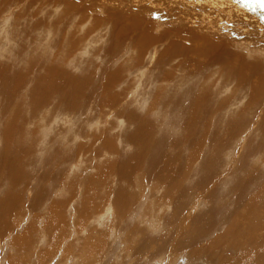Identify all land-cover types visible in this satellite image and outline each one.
<instances>
[{
	"label": "rangeland",
	"instance_id": "obj_1",
	"mask_svg": "<svg viewBox=\"0 0 264 264\" xmlns=\"http://www.w3.org/2000/svg\"><path fill=\"white\" fill-rule=\"evenodd\" d=\"M67 1L77 3L78 6L77 9L73 8L70 9L71 11L68 10L66 4ZM96 1L98 2L101 1V3H105V4L109 3V8L112 7V9H115L117 7L120 8L123 7L124 10V8H126L127 10L125 11L128 12L130 10L128 14L131 12L133 13V11L134 13L136 12L135 14H143L145 17L149 19L146 26L150 25L149 26L151 28L150 30L154 32L155 35L165 33L166 35L170 36L169 30L170 31L172 29L174 31L176 30L173 36V38L175 39L174 41L175 46L177 45L176 43H178L179 45L177 47H181L182 49L179 50V55L177 54L176 60L177 62H181V64L183 65V67L181 66L182 68L181 71H178L179 74L176 77V80L179 79V77L182 78V79L180 78L179 82L180 83L182 82L181 85H183V90H186L185 87H188L189 89V86L190 87L192 86L193 89L199 87L200 91L198 94H202L205 88L208 89L213 99V102H211L212 104L211 107L214 113L212 114L214 118L215 119L229 118L230 121H237V120L239 121V120L247 119L245 127L249 126L248 130L246 128L244 131L245 133L240 135L236 139L234 143L235 145L231 147L232 149L229 147V145H224V148H218V149H216L217 147L214 148L211 146L212 144L214 145L220 144L223 138L225 140L228 138L227 136H223V132L225 131L223 130L224 128H220V130L218 129L219 131L217 130L219 135L214 140L215 142L205 141L203 147L199 148V150L197 147L198 145L197 142L194 143L187 142L188 145L186 144L185 147L183 145L184 141L183 142L181 141L182 145H180L181 144L180 140L184 139V132L182 131L183 128L180 125H172L170 127H164L163 125H159L162 124L161 121L162 119H160V117L165 118V112L163 111L160 114V116L157 117L154 116L156 115L154 114L155 112H153L155 109L150 110L151 100L153 99V94H154L152 93V90L155 87V85L154 83H150L153 75L151 74L150 77L149 74H147L148 72H151V70H153L152 68L153 66H150L152 64L150 63L152 58H148V59L146 58V60L142 64H140L137 69L127 71L124 75L123 81L120 82V84H118L117 90L118 92L122 93V96L121 98L117 99V102L120 103V105L117 106V110L112 108V109H107L103 113L100 112L98 113L95 112V109H91V108H90L91 110L87 111L80 105V107L78 108V112L75 115L68 116L66 118L65 116L54 114L52 115V117L47 118L48 120L44 119L41 121V123L45 125L38 124L41 126L38 127L37 125L35 126L34 130L40 128L39 131L37 130V132L40 137L46 140L45 141L46 143H44V145L42 146H41L42 143L37 144V146L40 145L38 148L39 150L38 152H40L41 154L39 155L38 158L41 159L38 162L41 163L37 162L38 163L36 165L37 167H35L34 169L31 168V166L29 165L28 175L26 174L28 176L26 182L29 183L25 184L26 186L24 185L26 189L23 190V193L19 195L21 197L18 196L21 199L20 203L22 202L23 204L21 203L19 207L16 208V211H12L16 213L15 214L13 213V216L10 217L11 220L9 219L10 221H8L7 219L6 220L7 222L5 221L3 223L4 226H6L5 229H3L4 228L3 225H2L3 228L0 225L1 230H7L9 228L7 232L0 231V264H7V263L8 264H139L136 261V259L139 258H141L140 261L141 264H143V261H146L147 264H219L215 261V259L210 258L212 257V254L216 256L215 251H218L220 255L223 254V252L224 253H227V251L230 252V248L233 247V245L237 240L243 239L245 241L247 237L249 238L252 237L249 236L246 232L248 225L244 220L247 216L246 215L247 212L245 211V208L240 207L241 209L239 210V207H235L233 204H230V202L228 201L234 199V196L228 198L227 201L229 203L227 202L228 203V204L226 203L227 205H225L223 201H221L220 197L219 198L214 197V195L221 196L222 188H223L222 186H224L226 181L228 182L227 185H229L227 187L228 189H226V192L228 193L227 197L230 194H232L233 193L232 189L234 185L237 184L238 182L237 180L240 177L244 179V186L245 184L246 186L248 185L244 195L245 197L247 196V199L250 200V202L255 203L256 208L252 210L255 211L256 219L261 224L260 225L261 227H259L258 234H256L257 237L255 235L253 236L254 239L255 237L257 238L254 240V242L257 243L259 241L257 244L262 245V243L264 242L263 241L264 239L263 237L264 236V218H263L264 217V154L263 153L264 152L258 151L259 148L258 142H261L262 138L264 137V118H263L264 117V80L262 79L264 78L263 75L264 69H262L264 68V63L261 64L260 66L253 65L252 67L253 69H250L249 72H247V75L242 74L237 76L232 72V69L234 67H237L238 65L236 62H233V64L235 63V65L230 63L229 61L230 58H228L230 54L224 53L220 49L219 39L226 40L228 42L229 49L232 52L242 55L240 56V59H242V61L244 62L253 60L254 57L256 56H260L262 58L261 61H264V49H261L262 47L264 48V0H96ZM96 1L95 0H91V1L90 0L87 1L86 0H10L5 5V8H0V20L4 21L5 18L7 17L10 18L6 28L7 31H10V33L19 32L20 30L21 31L31 30V36H27L25 39L27 41H31L32 38L35 37L38 42L39 38H41L42 43L45 44L47 53L51 49L53 44L55 45V43L59 41V38L62 36V34L59 30H55L53 27H51V30H48L47 28L42 27L41 25L37 26L36 23L39 19H46L52 21L54 22L53 24L58 23V27L60 29L70 30L68 32H71L72 34L74 32L73 30L76 29L80 33L89 32V36L87 37V39L83 40L80 50L75 51L79 55L75 53V57L78 58V60L75 59L74 61L76 64H82V66L86 65L88 59L89 60L94 59L93 63L97 62V64H100L99 62H101L104 64L105 60L101 59L103 57L102 53H104L102 48L104 45H107L106 43L108 42L107 41L108 35L106 34V36L103 37L102 35L105 34L107 31H109L108 27H111V23L107 22V24H100V25L94 24L97 18H105L106 16V13L104 14L103 12L100 11L99 6L96 7L92 5L93 3H96ZM82 3L83 6L85 4L84 7L81 6ZM64 10L69 12L70 14L69 19L63 21L61 20V22L59 23L55 19V17L61 15L64 12ZM133 16L134 17L137 16L140 19L138 15H133ZM54 20H56L57 22ZM141 20L142 19H140V21ZM175 21L178 23H176ZM0 25H2V23H0ZM182 25H184L185 27L184 30L181 29ZM118 27L119 26H117V29ZM187 29H189L190 32ZM193 31L194 32L197 31V33H194ZM191 32L192 34H190ZM133 34L134 33H129L122 37V39H124L123 46H126V44L130 41V39L133 38ZM182 35H184V38ZM193 35L195 39L190 37ZM10 39L14 41L13 44L15 45V46L11 45V47L16 48L17 42L19 41L20 37L13 36ZM164 39H162L163 41H161V43L163 44L162 49L170 46L171 44V41L169 39L166 38ZM208 40L211 41L209 42ZM159 45L160 43H158L156 47H158ZM9 47L10 46H9V42L7 41V38L2 34L0 37V61L3 62L8 61ZM152 47L155 48V46ZM204 48L206 49L202 50ZM212 48L216 50L217 52L216 54L210 51V49ZM256 49L257 51L251 52L252 50H256ZM100 51L102 52L99 53ZM120 51L121 49L117 50V61L114 63L117 64L116 67L119 66V64L125 65L127 62L130 61L129 58L131 56V53L125 52L120 55L119 53ZM192 51H194L193 55H192ZM202 53L204 54L202 55ZM252 53H256L255 54L256 56L250 55ZM180 54L183 55L181 56ZM245 56L247 58H245ZM182 58L183 60H181ZM131 62L132 60L130 61V63ZM193 63L194 65L196 64V67L193 65ZM197 65H199V67H197ZM212 65L213 67H211ZM199 68L202 69L200 70ZM227 68L228 69L232 68V69L228 70ZM168 69L171 70L172 68H168ZM233 70H235V68ZM77 71L79 72L80 68H78ZM200 72H204L205 75L203 76V73L200 74ZM235 79L238 81H236ZM148 80H150V82ZM94 81L95 78L93 79L92 83ZM92 83L90 90H94L96 88V85ZM259 85H261L263 89L261 93L258 92L257 87ZM119 86L122 87L119 89ZM147 86L151 88L149 91H147ZM256 96L257 98H255ZM225 98L229 101V102L226 101L228 104H226L225 106V112L227 111V109L228 111L227 113H222L219 103L222 100H225ZM87 100H82L83 102L82 101L80 102L84 103L87 102ZM246 102H248V104ZM130 106L132 107L133 111H136L139 114H143L144 116L150 113V116L154 120L153 123L158 124L159 127L155 126L153 128L154 131L153 129L149 130V132H151L150 140L152 142L162 134L166 137V141L164 142L165 146L163 144V148L161 150L162 152H160L161 154L160 160L162 162L166 161L167 163L172 162L173 167L170 168L173 169L174 171L171 170V172L168 171V173H166L163 170V166L161 165V163L155 166L156 168L154 171L149 170L146 172V174H142L141 172H138L136 174V172L139 170L138 169L134 173V175L136 174L137 178H139V181L136 183V186L138 188H134L136 189L134 191L130 190L132 194H135L134 196L135 200L133 199L134 201L131 202V206L129 205L128 207L129 209L127 210V212H124L122 215H120L119 213L117 214L115 213V210L111 203V198L109 196V187L114 186L113 184L114 178L109 176L107 177V179L105 178L103 179L98 176V170L102 167V165L111 166L113 164H116L115 161H117V164L119 163L117 165V168L120 167V165H122L124 162H128L131 166L137 164L135 156L138 152V148L133 147V144L131 145V142H129V137H130L129 131L133 129L131 128V130H129L131 126V121L130 119H128L129 117H131V111L129 109ZM234 113H236L235 115H238L239 118L238 116H234L233 115ZM206 116L212 118L211 115H206ZM258 132L259 134H257ZM260 133L262 135H260ZM44 134L50 138L47 140V137ZM47 134H49V136ZM82 134H85L86 136L85 135L83 136ZM55 135H57V138ZM92 135L94 136V139H97L96 141L102 139L107 140L106 141L107 144L109 145L111 144L110 145L111 151L108 150L100 151L99 149L101 148V144H100L102 143L101 141H98L96 144L95 143L89 144L88 139L94 140ZM168 138L170 141L167 140ZM251 138L253 140L252 143L255 142L254 144L257 143L256 145L254 146L252 144L248 145L249 141L251 142ZM177 140H179V142ZM113 143L116 145H114ZM245 143L247 144L244 145ZM262 143H264V140L262 141ZM81 144H84L85 148L84 147L79 148V145ZM174 144L177 145L175 146ZM172 146L174 149L172 148ZM177 146L180 147V149H178ZM3 147H4V141H1L0 148ZM176 149L179 152L178 151L175 152ZM55 150L56 151L58 150V153ZM112 150L115 151L112 152ZM228 151L232 153L230 154L228 153ZM77 152H80L82 154L78 156L76 154ZM116 152L117 155L115 154ZM51 153L53 156H51ZM84 153L85 154L87 153V155H85ZM68 154L72 156V159L76 160L74 163L72 164L58 163V161L61 160L63 156L65 157ZM169 154L171 155L172 158L170 157ZM212 154H214V156L217 155L216 167H214L215 172L212 180L208 182V184L204 187V189H202V191L204 192L202 193V191L201 192L198 191V188H196L195 186L198 185L199 182L198 180L204 176L206 172V169L204 168L205 164L208 163L209 160L212 158L213 156ZM208 155H210L209 158ZM66 161L68 162V160H64V162ZM144 161H142V163ZM190 164L192 166H190ZM201 164L203 167L202 166L200 167ZM157 167H159L158 170ZM247 172H249L250 174L248 173L249 174L248 175ZM29 173H31V175H29ZM154 174L156 175V177ZM166 175L170 177L172 182L173 181L179 182L178 185L181 191H184L185 189L184 195H182L184 197L181 201H184L185 199L188 198V202L185 203L183 206H182L183 203H181V209H182L181 221H183L182 222L183 227L181 226V232L182 233L184 232V234H178V236H174V238L170 242V245L174 244L181 237L186 239L187 236L186 237L184 236L186 233L190 234V232L191 233L194 232L195 234V232H199L198 235L199 238L196 239L197 234L195 235V238H193L197 241L198 244H192L190 247L182 246L180 248L181 252L179 250V252L177 251L178 253L177 252L175 253V251L165 250L158 244L160 243L163 234L168 233L169 228L166 227L167 219L171 214L175 213V211L173 213V209L175 210L174 206L170 202H168L167 192L164 193V190L162 189L164 188V186L163 185L158 186L155 183L158 182L161 184L163 180H158V178H163V177L167 178ZM177 175L178 177H176ZM101 181L102 183H100ZM98 182L99 184L96 185V183ZM229 182L232 184H229ZM103 184H104V188H103ZM99 186L100 188H98ZM181 186H183V188H181ZM229 187L230 188L232 187V189H230ZM92 188L93 190L95 188V190L92 191ZM5 189H6L5 186L3 187L0 186V199L4 197L1 194H5ZM195 189L197 191V194ZM41 190H45L44 193L45 198L38 193V191L40 192ZM180 190L173 188L174 194H176L177 196H180L182 194ZM99 191L101 192L99 193ZM46 192L50 193V195L49 194L47 195ZM1 196L3 197L1 198ZM40 197H42V199ZM213 199L217 200V204H220V202L222 203L217 207L212 206L211 204H213L212 202ZM102 200H104V202ZM175 200L177 201V197L175 198ZM167 203H170L171 205L168 204L169 205L168 206ZM89 205L90 207L91 206L96 207V205L103 206L104 208H102L101 211H104V213L100 211L101 214H99L100 212L98 213L95 211L91 214L90 212L91 210L88 207ZM54 206L55 207L57 206L55 208V211H54ZM83 206L85 207L83 208ZM223 206H225L230 210L229 212L231 214L229 213V215L231 218L229 217V219H227L224 215H222V213L218 214L219 213L218 211L220 210L222 211V208L220 207ZM20 209L22 210L20 211ZM17 210H19V212ZM47 210L49 211L52 210L51 212L54 214L48 212ZM89 213L91 215H88ZM97 213L99 216L97 215ZM56 214H58L59 219L54 216ZM217 214L218 216H215ZM35 215L37 216V219L39 218L38 220L34 218ZM219 215L221 217H219ZM214 216L217 217L218 219L217 218L214 219L215 218ZM222 216L224 217L222 218ZM61 218H62V222H61ZM63 218L65 219V221H63L64 220ZM79 218L82 219L80 220ZM221 218L225 219L223 220L224 222H222ZM55 219H57L58 221ZM86 219H89V221L87 222ZM195 219L198 220L197 225H195ZM52 220L54 222H52ZM228 220L229 223L227 222ZM35 221L37 222L39 221V222L37 223ZM8 222L10 223L8 224ZM56 222L58 224L59 222H61V225L59 224L60 227L58 229H57L58 224ZM62 223H64L63 226ZM223 223H225L224 224L225 228ZM250 223L251 222H249V225L251 227ZM54 224L55 225L57 224V226H55ZM84 224L86 226H84ZM211 225L213 227L212 229L209 228ZM79 226L80 228H78ZM215 226H218L219 228ZM34 227L36 229L38 228V230H35ZM187 227L189 229H187ZM255 227L256 226H254L253 230H256ZM50 228L52 229V231L51 230L48 231V229ZM77 228L81 233L77 231ZM143 229L147 231L146 236L144 235ZM240 230L241 233L242 232L244 233L241 234L239 232ZM76 231L79 232V234ZM235 232L238 235L235 234ZM200 233L202 234L200 235ZM46 234L49 235L46 236ZM228 234L229 236H227ZM79 235H82L81 236L82 238ZM148 236H150V239L154 237L156 239L157 238L160 239V240L157 239L159 242H157V240L155 241L157 242L156 245L157 244L159 245V249L156 246L157 250H152L150 252L137 250L136 248L143 249L139 242L140 239L142 238L143 241H146L147 239H149ZM260 238L262 239L260 240ZM189 239L191 240L192 238L189 237ZM26 241L27 243H25ZM86 242L87 245L89 244L88 246L86 245ZM83 245L85 246V248H82ZM250 246H251V251L237 252V253L236 251H234L232 252V254L242 253L245 254V257H251L253 246L251 244ZM185 247H187L188 250L185 249ZM210 247L213 248L214 252ZM234 248L237 249L236 247ZM261 249L262 248H260L259 250ZM70 252H72V254ZM98 252H102V253L98 254ZM174 254H176L177 256ZM200 254L205 256L202 258ZM263 261L264 260L262 259L251 258L247 261V264H264Z\"/></svg>",
	"mask_w": 264,
	"mask_h": 264
},
{
	"label": "bare ground",
	"instance_id": "obj_2",
	"mask_svg": "<svg viewBox=\"0 0 264 264\" xmlns=\"http://www.w3.org/2000/svg\"><path fill=\"white\" fill-rule=\"evenodd\" d=\"M9 1L10 0H0V8H5V5ZM64 3H65V1H64ZM66 4H67L68 10L73 9V8L77 9V7H78L77 3H74L71 1H69V2L67 1ZM92 5L96 6V7L99 6L100 11L103 12L104 14L106 13L105 18H97L96 19V22L94 23L95 25L107 24V22L111 23V27H108L109 31H107L105 34L102 35V37L106 36V34L108 35V37H107L108 42L106 43L107 45H104L102 48L104 53H102L103 57L101 59L105 60L104 64L101 62H99L100 64H97V62L93 63L94 59L93 60L88 59L86 65L84 64L85 66H82V64H76L74 61L75 59L78 60V58L75 57V53L76 54H78V53L75 51L80 50L82 43H83V40L87 39V37L89 36V32L80 33L76 29V30H73L74 32L72 34L71 32H68L70 30L60 29L58 27V23L53 24L54 22H52V21H49L46 19H39L36 23L37 26L41 25L42 27H45L48 30H51V27H53L55 30H59L62 34V36L59 38V41L56 42L55 45L53 44V46L51 47V49L47 53L46 48H45V44L42 43L41 38H39L38 42H37L35 37H33L31 41H27L25 39L27 36H31V30H22V31L20 30L19 32L10 33V31H7V29H6L10 18L7 17L4 19V21L0 20V23H2V25H0V37L3 34L7 38V41L9 42V46H10L8 48L9 49L8 50V52H9L8 61H6V62L0 61V142L4 141V147L0 148V186H2V187L5 186V188H6L5 194H1L4 197L1 196V198L2 197L3 198L0 199V225L2 228L4 226L3 223L7 219H8V221L11 220L10 217L13 216V213H14L12 211H16V208H18L19 205L22 203V202L20 203L21 199L19 197H21V196H19V195L22 194L23 190L26 189L24 187V185L29 183V182H26L27 177H28L27 175L29 172V165L31 166V168L34 169L35 167H37L36 165L38 163H41V162H38L41 159V158H38L41 153L38 152L39 151L38 148L40 145L37 146V144L42 143L41 144V146H42V145H44V143H46L45 142L46 140L39 136L37 130L39 131L40 128L39 129L37 128L36 130H34L35 126L36 125H37V127L41 126L38 124H43V123H41L42 120L47 119L49 117H52V115H54V114L62 115V116H65L66 118L68 116L75 115V114H77L78 108L80 107V105L87 111L91 110V109H95V112H98V113L99 112L103 113L107 109H112V108L117 110V106L120 105V103L117 102V99L121 98V96H122V93L118 92V90H117L118 84H120V82L123 81L124 75L127 71L137 69L139 67V65L142 64L146 60V58L147 59L152 58L150 61V63H152V64L150 66H153L152 67L153 70H151V72L147 71L148 72L147 74H149V76L151 74L153 75L151 78V82H150V80H148V81L150 83H154V85H155V87L152 90V93H154V94H153V99L151 100L150 110L155 109L153 112H155L154 114H156L154 116H157V117L160 116V114L163 111L165 112V118L160 117V119H162L161 120L162 124H159V125H163L164 127H170L172 125H180L183 128L182 131L184 132V139L180 140V143H181V141L182 142L184 141L183 142L184 146L187 144V142H190V143L197 142L198 143L197 147L199 150V148L203 147V144L205 143V141H208V142L214 141L217 138V136L219 135L218 131L220 130V128H224L223 130H225V131L224 132L222 131L223 136H227L228 138L226 140L223 138L220 144H218V145L212 144L211 146L214 148L217 147L216 149H218V148H224V145H229V147L231 148L235 145L234 143H235L236 139L240 135L245 133L244 132L245 129L247 128V130H248L249 126L247 125L248 127H245L247 119L239 120V121L238 120L237 121H230L229 118H226V119H221V118L215 119L214 118V116L212 115L214 113H213L212 107H211V105H212L211 102H213V99H212V96L210 95V91L208 89L205 88L202 94H198L200 91L199 87L193 89L192 86L191 87L189 86V89H188V87H185L186 90H183V85H181L182 82L181 83L179 82L181 77H179V79L176 80V77L179 74L178 71H181V69H182L181 66L183 67L181 62H177V60H176L177 54L179 55V50H182L181 47H177L179 45L178 43H176L177 45L175 46V42H174L175 39L173 38V36H174V32L176 30L175 31L173 29H172L173 31L169 30L170 36L166 35L165 33L155 35V33L150 30L151 29L149 27L150 25L146 26L149 19L147 17H145L143 14H135L136 12L134 13V11H133L134 14L132 12L128 14V12L130 10L127 12V11H125V10H127L126 8H124V10H123V7L122 8L117 7L118 9L117 8L112 9V7L109 8V3L105 4V3H101V1L100 2L96 1V3H93ZM81 6L84 7L85 4L83 6V3H82ZM36 9H37V7H36ZM111 10H113V11H111ZM138 13H139V11H138ZM14 14H16V13H14ZM144 14H146V13H144ZM133 15H138L140 17V19H142V20L140 21V19L137 16L134 17ZM69 16H70L69 12L64 10V12L61 15L56 16L55 19L60 23L61 20L63 21V20L69 19ZM56 20H54V21H56ZM176 23H178V22H176ZM13 24H15V23H13ZM71 26H73V25H71ZM117 26H119L120 28L118 27V29H117ZM184 28H185L184 25H182L181 29L184 30ZM187 30H189V29H187ZM189 32H190V30H189ZM50 33H51V31H50ZM129 33H134L133 38L130 39V41L126 44V46H123L124 39H122V37L125 36L126 34H129ZM194 33H197V31ZM190 34H192V32ZM47 35H49V34H47ZM184 35H182L183 38H184ZM13 36H19L20 37L19 41L17 42L16 48L11 47V45H14L13 44L14 41H12L10 39ZM68 36H69V38H68ZM187 36H189V35H187ZM190 37L195 39L194 35L190 36ZM47 38H48V36H47ZM97 38H98V36H97ZM164 38L169 39L171 41V44H170V46L162 49L163 44L161 43V41H163L162 39H164ZM179 38H181V37H179ZM209 39H211V38H209ZM219 40H220V49L224 53L230 54V56L228 57V58H230V60H229L230 63H232V64H233V62L237 63L238 66L234 67L235 70H233L234 68L233 69L229 68L230 70L232 69V72L234 74H236L237 76L242 75V74L247 75V72H249L250 69H253L252 68L253 65L260 66L261 64L264 63V61H261L262 58L260 56L255 55L256 53L250 54L252 56H256V57H254L253 60H249L248 62L242 61V59H240V56H242V55L235 53V52H232L229 49V45H228V42L226 40H224V39H219ZM178 41H180V40H178ZM182 41H183V39H182ZM208 41L210 42L211 40H208ZM158 43H160V45L158 47H156L158 45ZM183 43H185V42H183ZM180 45H181V43H180ZM152 46H155V48ZM166 46H167V44H166ZM158 48H160V49H158ZM118 49H121V51L119 52L120 55L125 53V52L131 53V56L129 59H130V61L132 60V62L130 63V61H129L125 65L119 64V66L116 67L117 64H114V63L117 61V50ZM205 49L206 48H204L202 50H205ZM261 49H264V48L262 47ZM210 51L215 53V54L217 53L214 48L210 49ZM254 51H257V49L252 50L251 52H254ZM101 52L102 51H100L99 53H101ZM193 52L194 51H192V55H193ZM251 52H249V53H251ZM203 54L204 53H202V55ZM180 55L182 56L183 54H180ZM181 56H179V57H181ZM245 58H247V57L245 56ZM181 60H183V58ZM201 61H202V59H201ZM82 63H85V62H82ZM193 65H194V63H193ZM209 65H211V64H209ZM233 65H235V63ZM194 66L196 67V64ZM197 67H199V65H197ZM211 67H213V65ZM78 68H80L79 72L77 71ZM168 68H172V69L169 70ZM262 69H264V68H262ZM256 72H257V69H256ZM262 72H263V70H262ZM187 73H190V72H187ZM201 73H203V76L205 75L204 72H200V74ZM180 75H181V73H180ZM263 75H264V72H263ZM187 77H188V75H187ZM94 78H95V81L92 83ZM262 79L264 80V78H262ZM260 80H261V78H260ZM236 81H238V80H236ZM256 81H257V79H256ZM91 83L96 85V88L94 90H90ZM121 87L122 86H119V89ZM150 87L147 86V91H149L151 89ZM257 88H258L259 93H261L263 91L261 85H259ZM125 91H126V89H125ZM257 96L255 98H257ZM82 100H87V102L81 103L80 101H82ZM226 101H228V100L225 98V100H222L219 103L220 104L219 106H220L222 113H227V111H228V109H227V111L225 112V106H226V104H228ZM117 103H118V105H117ZM246 103L248 104V102H246ZM257 105H259V104H257ZM156 108H158V109H156ZM129 109L131 111V117L128 118L131 121V126H130L129 130H131V128H133L131 131H129V134H130L129 142H131V145L133 144V147L138 148V152L135 156L137 164L134 166H131L128 162H124L122 165H120V167L117 168V165L119 163L117 164V161H115L116 164H113L111 166L110 165H102V167L100 169L98 168L99 169L98 170V176L99 177H101L103 179L104 178L107 179V177L111 176L114 178V181H113L114 186L109 187V196L111 198V203L113 205L115 213L116 214L119 213L120 215H122L124 212H127V210L129 209L128 208L129 205L131 206V202H133L135 200L134 199L135 194H132L130 192V190L134 191V190H136L134 188H138L136 186V183L139 181V178H137V176H136V174L138 172H141L142 174H146V172L149 170L154 171L156 168L155 166L159 165V163H161V165L163 166V170L166 173H168V171L171 172V170H173L170 168V167H173L172 162L167 163L166 161L162 162L160 160V155H161L160 152H162L161 150L163 148L164 142L166 141V137L162 134L156 140H154L152 142L150 140L151 132H149V130L153 129L155 126L159 127L158 124L153 123L154 120L150 116V113H148L146 116H144L143 114H139L138 112L133 111L131 106L129 107ZM109 112H110V110H109ZM235 114L236 113H234L233 115L238 116ZM206 115H211L212 118H210ZM229 115H232V114H229ZM223 116H224V114H223ZM238 118H239V116H238ZM250 118H251V116H250ZM47 123H49V122H47ZM43 125H45V124H43ZM56 128H57V126H56ZM41 130H42V128H41ZM96 130H97V128H96ZM153 131H154V129H153ZM41 133H42V131H41ZM85 133H86V131H85ZM96 133H98V132H96ZM49 134H47V135L49 136ZM257 134H259V132ZM51 135H52V133H51ZM82 135L84 136L85 134H82ZM260 135H262V134L260 133ZM55 136L57 138V135H55ZM250 137H252V136H250ZM257 137H259V136H257ZM49 138L50 137H47V140ZM87 138H85V139H87ZM93 139H94V136H93ZM88 140H89V144H93V143L96 144L98 141H101L102 143H100L101 144V148L99 149L100 151H102V150L111 151V146H110L111 144L110 145L107 144V142H106L107 140H105V139L98 140V141H96L97 139H94V140L88 139ZM88 140H85V141H88ZM167 140H169V138ZM263 140H264V137L262 138V141ZM177 141L179 142V140H177ZM252 141L253 140L251 138V142L249 141L248 145L252 144L254 146L257 144V143L254 144L255 142L252 143ZM262 141L258 142L259 148L258 147L257 148H258V151L264 152V143H262ZM214 142H212V143H214ZM144 143H146V144H144ZM157 143H159V144H157ZM246 144L247 143H245L244 145H246ZM114 145H116V144H114ZM180 145H182V143ZM164 146H165V144H164ZM44 147H46V146H44ZM83 147H84V144L79 145V148H83ZM63 148H65V147H63ZM149 148H150V150H149ZM172 148H173V146H172ZM177 148L180 149V147H178V146H177ZM164 149H165V147H164ZM88 150H89V148H88ZM113 151H115V150H112V152ZM177 151L178 150L176 149L175 152H177ZM206 151H208V150H206ZM56 152L58 153V150ZM89 152H88V155H89ZM97 152H99V151H97ZM65 153H66V151H65ZM108 153H111V152H108ZM228 153H230V152L228 151ZM256 153H257V150H256ZM76 154L79 156L82 153L77 152ZM98 154H100V153H98ZM115 154L117 155V152ZM85 155H87V153ZM85 155H83V156H85ZM212 155H213L212 158L209 160L208 163H206L207 165L205 164L204 168L206 169V172H205L204 176L198 180L199 181L198 185L195 186L196 188H198V191H200V192L202 191V189H204V187L208 184V182H210L212 180L214 172H215L214 167H216L217 155H215V156H214V154H212ZM51 156H53L52 153H51ZM209 156L210 155H208V158H209ZM170 157H171V155H170ZM51 158H53V157H51ZM144 159H145V161H144ZM219 159H221V158H219ZM64 160H68V162L67 161L64 162ZM59 161H58V163H62V164H64V163L72 164L76 160L72 159V156L68 154L65 157L63 156V158ZM69 161H71V162H69ZM142 161H144V162L142 163ZM178 161H177V163H178ZM53 162H54V160H53ZM221 162H223V161H221ZM85 163H86V161H85ZM87 163H89V162H87ZM133 163H135V162H133ZM202 164H203V162H202ZM202 164L200 165V167L202 166ZM190 166H192V165L190 164ZM158 169H159V167H157V170ZM135 172H136V174L134 175ZM151 173H152V171H151ZM173 173H175V172H173ZM248 173L249 172H247V174ZM29 175H31V173H29ZM166 176H167V178H164V177L158 178L157 177L158 180H163V182L161 184L158 182H155V183L158 186H161V185L164 186V188H162V189L164 190V193L167 192L168 202H170L174 206L175 210L173 209V213H174V211H175V213L171 214L166 221V227L169 228L168 233H164L161 240L158 238L157 239L160 240V243H158V244L163 249L169 250V251H175V253H176L177 251L179 252V250L182 246L183 247L184 246L190 247L192 244H198L197 241L193 238H195L196 234H197L196 239L199 238L198 237L199 232H195V234H194V232L193 233L190 232V234L186 233L184 235L185 237L187 236L186 239L183 237H181L180 239L178 238L179 240H177L174 244L170 245V242L174 238V236H178V234H184V232L183 233L181 232V226H182V222H183V221H181V218H182L181 217V212H182L181 203H183L182 204V206H183L185 203L188 202V198L185 199L184 201H181L184 197L182 195H184L185 189H184V191H181L179 189V185H178L179 182L173 181V182H175V183H173L172 180L170 179V177L168 175H166ZM155 177H156V175H155ZM176 177H178V175ZM179 180H181V179H179ZM237 181L238 182H237V184L234 185L233 189H232V187L231 188L229 187L230 189H232L233 193L230 194L228 197H227L228 193L226 192V189H228L227 187L229 185H227V183H228L227 181L224 184V186H222L223 188H222L221 196L220 195H214V197H218V198L220 197L221 201H223V203L225 205H227L230 202V204H233L235 207H239V210L241 209L240 207L245 208V211L247 212V214H246L247 216L245 219L244 218L243 219L246 221V223L248 225L246 232L249 236H252V237L251 238L247 237L245 241L243 239L237 240L235 242V244L233 245V247L230 248L231 253L229 251H227V253L223 252V254L220 255L218 253V251H215L216 256H214L212 254V257H210V258L215 259V261L219 264H247V261L251 258L264 260V242L262 243V245L257 244L259 241L257 243L254 242V240L257 239L256 234H258L259 227H261L260 226L261 224L256 219L255 211L252 210V209L256 208V205L254 202H250V200L247 199V196L245 197V195H244L246 192L247 186H248V185L246 186V184L244 186V179L242 177H240ZM22 182H23V184H22ZM100 183H102V181ZM97 184H99V182L96 183V185ZM229 184H232V183L229 182ZM105 185H106V183H105ZM180 185H181V183H180ZM98 188H100V186ZM103 188H104V184H103ZM173 188L180 190L182 192V194L180 196H177L176 194H174ZM181 188H183V186H181ZM94 190H95V188H94ZM94 190L92 188V191H94ZM28 191H30V190H28ZM46 191H47V189H46ZM195 191H196V189H195ZM48 192H46L47 195L48 194L50 195V193H48ZM100 192L101 191H99V193ZM38 193L41 194V196H43V197L45 196L44 195L45 190H41L40 192L38 191ZM202 193H204V192L202 191ZM207 193H208V191H207ZM113 194H114V196H113ZM196 194H197V191H196ZM231 196H234L235 200L234 199L228 200V198L229 197L231 198ZM176 197H177V201L175 200ZM40 198L42 199V197H40ZM203 198H204V195H203ZM36 199H38V198H36ZM88 201H90V200H88ZM102 201L104 202V200H102ZM212 202H213V204H211V205L215 206V207L219 206L222 203V202H220V204H217V200H215V199H213ZM108 203H106V204H108ZM170 203H167V205ZM55 204H56V202H55ZM38 205H40V204H38ZM56 207L54 206V211H55ZM84 207L85 206H83V208ZM88 207L91 210V211L89 210L91 212V214L95 211L99 213L102 210V208H104L103 206H99V205L98 206L96 205V207L91 206L92 208L89 205ZM34 208H35V206H34ZM60 208H62V207H60ZM86 208H87V206H86ZM220 208H222V211L221 210L218 211L219 212L218 214L222 213V215H224L227 219H229V217H230L229 211L230 210L228 208H226L225 206L220 207ZM21 210L22 209H20V211ZM17 211L19 212V210H17ZM47 211L51 212L52 210L51 211L47 210ZM40 212H42V211H40ZM101 212L104 213V211H101ZM101 212L99 214H101ZM98 213H97V215H98ZM213 213H214V211H213ZM52 214H54V213H52ZM58 214H56L57 216L56 215H54V216L56 218H58ZM85 214H86V211H85ZM91 214L89 213L88 215H91ZM218 214L215 216H218ZM17 215H18V213H17ZM50 215H48V216H50ZM80 215H81V213H80ZM14 216H16V215H14ZM224 216H222V218ZM33 217H31V218H33ZM219 217H221V216L219 215ZM244 217H245V215H244ZM34 218L37 219V216L35 215ZM97 218H99V217H97ZM216 218L217 217H215L214 219H216ZM79 219L81 220L82 218H79ZM55 220H57V219H55ZM86 220H87V222L89 221V219H86ZM223 220H225V219H222V222H224ZM63 221H65V219ZM216 221H215V224H216ZM35 222H37V221H35ZM52 222H54V221L52 220ZM61 222H62V218H61ZM61 222H59L60 225H61ZM227 222L229 223V220ZM249 222H251L250 223L251 227L249 225ZM9 223L10 222H8V224ZM64 223H62V226ZM89 223H91V222H89ZM225 223H223V225ZM57 224L56 225L54 224V225L57 226ZM59 224H58L57 229L60 227ZM197 224H198V220L195 219V225H197ZM78 225H80V224H78ZM84 226H86V225L84 224ZM254 226H256L255 227L256 230H253ZM82 227H83V225H82ZM215 227H218V226H215ZM5 228H6V226H4L3 229H5ZM78 228H80V226ZM78 228H77V231H79ZM209 228L212 229L213 228L212 225ZM224 228H225V225H224ZM236 228H237V226H236ZM30 229H32V228H30ZM34 229L38 230V228L36 229L35 227H34ZM187 229H189V228L187 227ZM7 230H9V228ZM7 230H1L0 229V231H6V232H7ZM49 230L52 231L51 228L48 229V231ZM31 232H33V231H31ZM79 232H77V233L79 234ZM143 232H144V235L146 236L147 231L145 229H143ZM202 232H204V231H202ZM239 232L241 233V230ZM242 233H244V232H242ZM35 234H36V232H35ZM201 234L202 233H200V235ZM229 234L227 236H229ZM235 234H237V233L235 232ZM47 235H49V234H46V236ZM254 235L256 236L255 239L253 237ZM79 236L81 237L82 235H79ZM148 237H149V239H147L146 241H143L142 238L140 239L139 242H140L143 249L136 248L137 250L150 252L152 250H157L156 246L159 249V245L158 244L156 245V243L159 241L155 237L154 238L151 237L152 239H150V236H148ZM189 237H191L192 239L190 240ZM258 237H259V235H258ZM261 239L262 238H260V240ZM156 240H157V242H155ZM263 241H264V239H263ZM209 242H211V241H209ZM25 243H27V241ZM88 243H89V241H88ZM250 244L253 246V248H252L253 251H252L251 257H245V254H242V253L236 254L237 252L251 251ZM86 245H87V242H86ZM83 246H82V248H85V246L84 247ZM92 246H94V245H92ZM132 246H130V247H132ZM210 246H213V245H210ZM234 247H236L237 249H235ZM210 248L213 251V248L212 247H210ZM260 248H262V249L259 250ZM185 249L188 250L187 247H185ZM193 250H195V249H193ZM234 251H236V253L232 254V252H234ZM50 252H52V251H50ZM66 252H67V250H66ZM180 252H181V250H180ZM70 253L72 254V252H70ZM70 253H69V255H70ZM99 253H102V252H98V254ZM172 253H174V252H172ZM174 255H176V254H174ZM78 256H80V255H78ZM171 256H172V254H171ZM201 256L203 258L205 255L204 256L201 255ZM67 258H68V256H67ZM136 258H138V257H136ZM187 260H188V258H187ZM204 260H207V259H204ZM10 261H11V259H10ZM136 261L139 264H141V262H140L141 258L136 259ZM143 264H147V262L143 261Z\"/></svg>",
	"mask_w": 264,
	"mask_h": 264
}]
</instances>
